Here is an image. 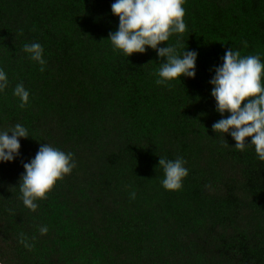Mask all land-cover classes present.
<instances>
[{"label": "trees", "instance_id": "16d2710c", "mask_svg": "<svg viewBox=\"0 0 264 264\" xmlns=\"http://www.w3.org/2000/svg\"><path fill=\"white\" fill-rule=\"evenodd\" d=\"M114 2L0 0V132L29 133L0 162V264H264V161L212 130L230 113L216 111L210 84L228 49L264 62V0H185L187 30L167 43L198 53L196 75L168 85L156 83L166 60L153 49H113ZM33 42L43 72L23 51ZM43 143L76 167L32 211L19 183ZM160 157L186 161L181 190L163 188Z\"/></svg>", "mask_w": 264, "mask_h": 264}, {"label": "clouds", "instance_id": "9594fccd", "mask_svg": "<svg viewBox=\"0 0 264 264\" xmlns=\"http://www.w3.org/2000/svg\"><path fill=\"white\" fill-rule=\"evenodd\" d=\"M185 0H115L111 4L113 15L118 16V30L109 33L114 50L125 57L143 54L149 48L157 52L166 62L158 70L159 85H168L181 76L195 78L198 53L187 50V46L177 40L175 45L167 42L176 34L183 35L187 30L184 20L186 10L182 5ZM167 44L166 47H161ZM245 46H247L245 42ZM183 49L182 52L178 49ZM23 51L30 59L38 62L40 70H45L47 61L43 58V47L37 42L26 43ZM222 65L215 68V75L210 80L213 85L211 96L216 101V111L223 116L213 123L216 133L230 134L235 141V149L244 151L252 145L259 160L264 161V62L257 55L241 56L232 48L225 51ZM8 86L7 74L0 69V92ZM14 95L21 100L23 108L29 102V92L23 83L16 85ZM28 130L17 123L10 131L0 132V162H11L20 155V138H28ZM251 138L249 144L246 138ZM186 161L182 157L175 160L159 158V167L163 169L162 186L168 191H178L183 187V180L188 176ZM76 167L74 156L49 144H41L34 158L23 163L24 173L20 178L19 191L23 205L36 211L37 200L47 199L57 182L70 175ZM135 199V192L130 193ZM11 211V210H10ZM41 235L47 234V226L39 229ZM35 239V238H33ZM20 243L26 248L33 245L21 233Z\"/></svg>", "mask_w": 264, "mask_h": 264}]
</instances>
